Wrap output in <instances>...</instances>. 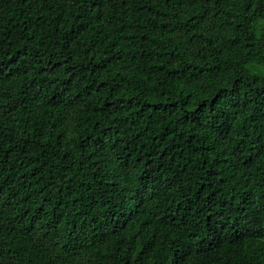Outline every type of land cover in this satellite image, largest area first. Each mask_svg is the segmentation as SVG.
<instances>
[{"label":"trees","instance_id":"16d2710c","mask_svg":"<svg viewBox=\"0 0 264 264\" xmlns=\"http://www.w3.org/2000/svg\"><path fill=\"white\" fill-rule=\"evenodd\" d=\"M264 0H0V264H264Z\"/></svg>","mask_w":264,"mask_h":264},{"label":"rangeland","instance_id":"374dc122","mask_svg":"<svg viewBox=\"0 0 264 264\" xmlns=\"http://www.w3.org/2000/svg\"><path fill=\"white\" fill-rule=\"evenodd\" d=\"M257 68H259V69H264V60H263L262 63L258 64L257 66H254V67L252 68V71L258 72V69H257Z\"/></svg>","mask_w":264,"mask_h":264},{"label":"snow or ice","instance_id":"6c2138e0","mask_svg":"<svg viewBox=\"0 0 264 264\" xmlns=\"http://www.w3.org/2000/svg\"><path fill=\"white\" fill-rule=\"evenodd\" d=\"M183 257L180 258V260L177 261V264H182Z\"/></svg>","mask_w":264,"mask_h":264}]
</instances>
